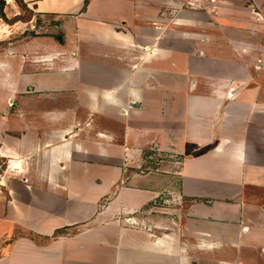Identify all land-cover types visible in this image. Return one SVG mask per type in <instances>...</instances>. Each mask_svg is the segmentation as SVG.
Returning <instances> with one entry per match:
<instances>
[{"label":"crops","instance_id":"1","mask_svg":"<svg viewBox=\"0 0 264 264\" xmlns=\"http://www.w3.org/2000/svg\"><path fill=\"white\" fill-rule=\"evenodd\" d=\"M4 1L0 264H264V0Z\"/></svg>","mask_w":264,"mask_h":264},{"label":"rangeland","instance_id":"2","mask_svg":"<svg viewBox=\"0 0 264 264\" xmlns=\"http://www.w3.org/2000/svg\"><path fill=\"white\" fill-rule=\"evenodd\" d=\"M154 2H153V5L155 6V7H164V10L166 9V8H169V9H172V12H170V15H173V16H175L178 12V10L179 9H181V8H187V7H178V5H177V3H179L180 1H182V0H153ZM174 1V2H173ZM231 0H227V2L229 3ZM226 2V3H227ZM171 5H170V4ZM248 3V2H247ZM222 6V5H221ZM176 11V12H175ZM175 12V13H174ZM199 19L200 20H203V21H205V17H199ZM23 37H31V34H25ZM28 38V39H29ZM23 39H25V38H23ZM56 39L58 40V38L56 37ZM17 40V39H16ZM15 39H14V41H16ZM25 40H27V39H25ZM13 41V42H14ZM12 42V43H13ZM169 156H170V154H168V153H161V152H158L157 153V155L156 156H154V157H156L157 158V161H155V158L154 157H152L151 159H152V161L151 162H155V163H158V160L160 159V160H166L167 158H169ZM171 159V158H170ZM151 162H150V164H151ZM161 162H163V161H161ZM5 164V161H3V159H1L0 158V166H3ZM164 199H163V201H162V205L161 206H165L166 208H168V210L170 211V213H176V210H177V208L179 207V206H181L183 203H182V200H178V198H177V196H174V195H172V194H166L164 197H163ZM168 200V201H167ZM166 201V202H165ZM163 208V207H162ZM163 211L165 212L166 210H162L161 212L163 213ZM28 235H29V233H28Z\"/></svg>","mask_w":264,"mask_h":264},{"label":"built area","instance_id":"3","mask_svg":"<svg viewBox=\"0 0 264 264\" xmlns=\"http://www.w3.org/2000/svg\"><path fill=\"white\" fill-rule=\"evenodd\" d=\"M226 2L227 0H182L177 3V5L178 7H190L192 9L202 10L207 9L209 7H213L214 9H216L217 7H220ZM257 17H260V15L258 14Z\"/></svg>","mask_w":264,"mask_h":264},{"label":"trees","instance_id":"4","mask_svg":"<svg viewBox=\"0 0 264 264\" xmlns=\"http://www.w3.org/2000/svg\"><path fill=\"white\" fill-rule=\"evenodd\" d=\"M16 1L19 3V5L22 6L23 3H22L21 0H16ZM87 3H88V2H87ZM4 5H5V1H4V0H0V15H1V18L4 19V20L7 21V22L16 21L17 19L12 20V21H8V19L6 18L5 14H4ZM60 233H63V231H57V232L55 233V235L60 234Z\"/></svg>","mask_w":264,"mask_h":264}]
</instances>
